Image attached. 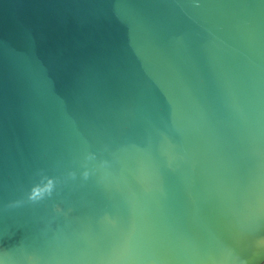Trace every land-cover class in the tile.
Here are the masks:
<instances>
[{
	"label": "water",
	"instance_id": "1",
	"mask_svg": "<svg viewBox=\"0 0 264 264\" xmlns=\"http://www.w3.org/2000/svg\"><path fill=\"white\" fill-rule=\"evenodd\" d=\"M0 264H264V0H0Z\"/></svg>",
	"mask_w": 264,
	"mask_h": 264
}]
</instances>
